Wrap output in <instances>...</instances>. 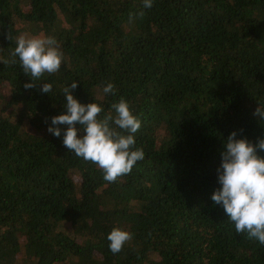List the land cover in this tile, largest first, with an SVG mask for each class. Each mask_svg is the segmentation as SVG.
Returning a JSON list of instances; mask_svg holds the SVG:
<instances>
[{
  "label": "trees",
  "instance_id": "16d2710c",
  "mask_svg": "<svg viewBox=\"0 0 264 264\" xmlns=\"http://www.w3.org/2000/svg\"><path fill=\"white\" fill-rule=\"evenodd\" d=\"M22 34L63 53L32 89L11 63ZM73 81L98 118L123 98L141 121L144 159L114 183L63 145L67 125L47 131ZM257 105L264 0H0V264H264V245L211 200L227 137L264 138ZM113 228L132 234L115 255Z\"/></svg>",
  "mask_w": 264,
  "mask_h": 264
},
{
  "label": "clouds",
  "instance_id": "9594fccd",
  "mask_svg": "<svg viewBox=\"0 0 264 264\" xmlns=\"http://www.w3.org/2000/svg\"><path fill=\"white\" fill-rule=\"evenodd\" d=\"M142 3L146 9L153 6V0H142ZM8 39L13 37L9 34ZM15 40L11 63H16L15 58L18 57L22 71L30 76L32 83L24 84L25 89L35 88L38 85L35 81L45 73L60 71L63 53L54 37L29 38L22 34ZM77 87L78 82L73 81L71 87L63 88V107L66 111L51 118V126L47 131L59 138L62 134L59 126L67 125L63 130V145L77 157L95 164L103 171V179L114 183L119 177L129 174L133 166L144 159L143 150L135 148V134L141 128V121L123 98L112 103L109 113L102 119L98 118L102 107L95 102L81 104L73 95ZM41 91L50 93L52 85L43 83ZM103 93L114 95V84L107 83ZM253 115L264 121V106L257 105ZM77 124L81 126L79 129ZM80 131L85 133L82 137L78 136ZM237 135V131H233L223 143L221 164L216 170L220 187L213 192L211 200L223 208L238 234L247 233L248 238L264 245V156L259 155L264 152V138L258 137L253 144L246 137L238 139ZM107 239L110 242L109 251L115 255L132 239V234L113 228Z\"/></svg>",
  "mask_w": 264,
  "mask_h": 264
},
{
  "label": "rangeland",
  "instance_id": "374dc122",
  "mask_svg": "<svg viewBox=\"0 0 264 264\" xmlns=\"http://www.w3.org/2000/svg\"><path fill=\"white\" fill-rule=\"evenodd\" d=\"M28 36V35H27ZM38 36V35H37ZM29 37V36H28ZM31 37H33V35L31 36ZM39 37V36H38ZM30 38V37H29Z\"/></svg>",
  "mask_w": 264,
  "mask_h": 264
}]
</instances>
